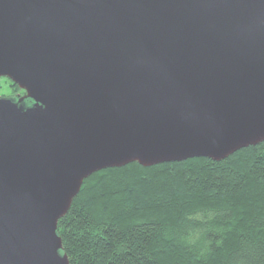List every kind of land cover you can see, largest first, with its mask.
<instances>
[{
  "label": "water",
  "instance_id": "95a60500",
  "mask_svg": "<svg viewBox=\"0 0 264 264\" xmlns=\"http://www.w3.org/2000/svg\"><path fill=\"white\" fill-rule=\"evenodd\" d=\"M0 264H70L86 179L264 142V0H0Z\"/></svg>",
  "mask_w": 264,
  "mask_h": 264
},
{
  "label": "trees",
  "instance_id": "16d2710c",
  "mask_svg": "<svg viewBox=\"0 0 264 264\" xmlns=\"http://www.w3.org/2000/svg\"><path fill=\"white\" fill-rule=\"evenodd\" d=\"M58 233L70 264H264V142L220 162L94 173Z\"/></svg>",
  "mask_w": 264,
  "mask_h": 264
},
{
  "label": "rangeland",
  "instance_id": "374dc122",
  "mask_svg": "<svg viewBox=\"0 0 264 264\" xmlns=\"http://www.w3.org/2000/svg\"><path fill=\"white\" fill-rule=\"evenodd\" d=\"M18 94H20V93L13 92V90L11 88H9L8 84L6 85V83L3 86V91H0V96L11 97V96H15Z\"/></svg>",
  "mask_w": 264,
  "mask_h": 264
},
{
  "label": "flooded vegetation",
  "instance_id": "af4514ba",
  "mask_svg": "<svg viewBox=\"0 0 264 264\" xmlns=\"http://www.w3.org/2000/svg\"><path fill=\"white\" fill-rule=\"evenodd\" d=\"M23 93V92H22ZM22 93H20V94H22ZM16 96V95H15Z\"/></svg>",
  "mask_w": 264,
  "mask_h": 264
}]
</instances>
